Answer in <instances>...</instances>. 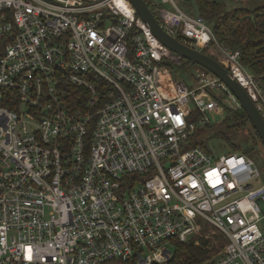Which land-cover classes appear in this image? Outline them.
<instances>
[{
	"label": "built area",
	"instance_id": "obj_1",
	"mask_svg": "<svg viewBox=\"0 0 264 264\" xmlns=\"http://www.w3.org/2000/svg\"><path fill=\"white\" fill-rule=\"evenodd\" d=\"M127 1L0 0V264L166 263L176 242L211 243L209 228L223 249L201 264H264L260 168L191 145L240 100L202 66L193 85L175 77L182 58ZM146 1L264 117L239 50L178 0Z\"/></svg>",
	"mask_w": 264,
	"mask_h": 264
},
{
	"label": "trees",
	"instance_id": "obj_2",
	"mask_svg": "<svg viewBox=\"0 0 264 264\" xmlns=\"http://www.w3.org/2000/svg\"><path fill=\"white\" fill-rule=\"evenodd\" d=\"M180 1L185 7L186 3L191 1L193 9L198 12L191 13L205 17L218 41L233 50H239L243 64L264 84V0H249L250 4L245 6H234L228 0ZM182 63L188 69L189 60L182 59ZM168 64L172 66L174 62L168 61ZM247 127L248 134L245 131ZM207 128L213 129L214 134H221L233 148H244L247 153L253 154V149L261 142L247 113L241 108L228 109L225 118L218 124L199 126L192 136L191 145L199 144L208 148L203 144ZM207 245L208 241L203 237L199 243L194 240L186 243L176 242L168 262L155 264H198L206 257ZM105 264L136 263L130 260H114Z\"/></svg>",
	"mask_w": 264,
	"mask_h": 264
},
{
	"label": "water",
	"instance_id": "obj_3",
	"mask_svg": "<svg viewBox=\"0 0 264 264\" xmlns=\"http://www.w3.org/2000/svg\"><path fill=\"white\" fill-rule=\"evenodd\" d=\"M129 1L136 10L137 14L143 19V21L163 44H165L182 59L189 60L188 69L194 75L197 73L196 66H202L217 75L227 84L230 90L240 100L243 109L247 113L248 118L252 122L264 146V117L246 89L236 78L232 76L229 69L217 58L192 46L190 41H193L194 39L184 37L183 35L174 36L170 34L163 27L146 0Z\"/></svg>",
	"mask_w": 264,
	"mask_h": 264
},
{
	"label": "rangeland",
	"instance_id": "obj_4",
	"mask_svg": "<svg viewBox=\"0 0 264 264\" xmlns=\"http://www.w3.org/2000/svg\"><path fill=\"white\" fill-rule=\"evenodd\" d=\"M157 1H160V0H157ZM228 1L230 2V4L234 5L237 0H228ZM178 3L182 8H184L188 12L198 13L197 11H195L193 9V5L191 4V1H188L186 3L187 4L186 7L182 5L180 0H178ZM239 4H241V6H245V5H249L250 2H245V0H243ZM205 52L208 54H211V52L208 51L207 49H205ZM171 69H172L175 77L179 78L180 80H183L188 85H193L195 83V81H196L195 75L189 69L185 68L183 63L181 64V62H177V63L174 62V64L171 66ZM226 114H227L226 111H223L221 114H216L213 117V121H214L213 124H218L219 122H221L225 118ZM205 131H206V133L203 136V138H204L203 144L205 146H208V148L211 149L212 151H214L217 155H223V154H226L230 151H238V152H242V153L250 156L251 158H253L261 170V176L259 178V184H264V146L261 142H259L257 144V146H255V148L252 151L253 154H251L249 152L247 153L244 148H233L230 145V143L227 141V139H225L221 134H217V133L214 134L213 129L207 128ZM209 131L211 133H208ZM245 131L247 132V134L249 133L248 127L245 129ZM237 149H241V150H237ZM261 227L264 229V218L262 219ZM210 229H213V232H212L213 237L211 238L212 242L208 243V245H207L206 249L208 251L206 253V257L198 264H201L207 260L216 258L218 255H220L222 253L223 243L222 242L219 243V246H218L217 245L218 243L214 239H221V241H222L223 234L221 232L215 230L214 228H209V230ZM197 239H198L197 237H194L190 240V242L192 240L195 241ZM199 241H200V239H199ZM196 243H199V242H196Z\"/></svg>",
	"mask_w": 264,
	"mask_h": 264
},
{
	"label": "bare ground",
	"instance_id": "obj_5",
	"mask_svg": "<svg viewBox=\"0 0 264 264\" xmlns=\"http://www.w3.org/2000/svg\"><path fill=\"white\" fill-rule=\"evenodd\" d=\"M118 4L123 6V7H127V8H132L131 5L128 3L127 0H117Z\"/></svg>",
	"mask_w": 264,
	"mask_h": 264
},
{
	"label": "crops",
	"instance_id": "obj_6",
	"mask_svg": "<svg viewBox=\"0 0 264 264\" xmlns=\"http://www.w3.org/2000/svg\"><path fill=\"white\" fill-rule=\"evenodd\" d=\"M243 0H237L236 3L234 4V6H238L241 5L239 4L240 2H242ZM245 2H249V0H245Z\"/></svg>",
	"mask_w": 264,
	"mask_h": 264
}]
</instances>
